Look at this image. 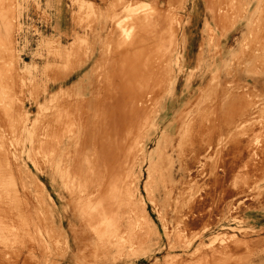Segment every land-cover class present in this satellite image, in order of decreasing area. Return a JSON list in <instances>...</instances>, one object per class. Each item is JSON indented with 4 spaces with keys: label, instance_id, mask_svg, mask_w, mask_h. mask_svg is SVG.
Segmentation results:
<instances>
[{
    "label": "rangeland",
    "instance_id": "rangeland-1",
    "mask_svg": "<svg viewBox=\"0 0 264 264\" xmlns=\"http://www.w3.org/2000/svg\"><path fill=\"white\" fill-rule=\"evenodd\" d=\"M185 28L190 42L194 37L196 47L203 45L200 65L179 64ZM141 32L143 54L132 55V63L145 68L161 61V79L145 73L128 78L125 60L110 57L134 45ZM153 35L158 39L148 42ZM171 60L176 63L167 65ZM244 68L264 78V0H0V208L13 210L10 226L0 223V250L29 254L37 231L53 255L68 251L61 231L75 245L68 231L75 224L71 200L77 197L83 206L79 196L92 193L95 201L83 208L98 215L112 196L101 195L111 189L95 184L108 170L100 159L106 148L112 150L110 166L113 150H122L119 195L128 196L113 202L112 215L100 217L130 230L124 239L114 238L122 246L110 254L99 243L88 247L86 264H264V85L236 78L233 71ZM83 75L96 88L92 96L73 87ZM116 83L132 88L119 90L125 101L112 114L130 120L136 104L143 110L136 125L133 118L111 130L99 92ZM147 86L143 100L133 95ZM234 92L244 104H219L221 94ZM229 109L234 113L219 123ZM191 110L196 115L186 118ZM248 112L253 121L240 120ZM191 126L205 133L200 144L206 152H195L196 160L185 156L187 143L179 138L180 129ZM245 126L259 129V137L244 136ZM230 136L240 138L234 146L254 150L250 157L236 160L228 149L218 150L232 142ZM256 157H263L258 174L250 170ZM33 200L36 212L23 230V212ZM192 241L196 256L181 258ZM56 262L52 257L42 264Z\"/></svg>",
    "mask_w": 264,
    "mask_h": 264
},
{
    "label": "bare ground",
    "instance_id": "bare-ground-1",
    "mask_svg": "<svg viewBox=\"0 0 264 264\" xmlns=\"http://www.w3.org/2000/svg\"><path fill=\"white\" fill-rule=\"evenodd\" d=\"M79 6L82 9L83 6H85V4H83V6L82 4H79ZM212 11H213V16L215 17V11L213 8H212ZM146 22L148 23V26L150 24H153L152 20L150 19L146 20ZM119 25H122V24L119 23ZM183 31L187 39H185V44H184L185 51L183 54V58L180 60L179 64L182 66L191 67L193 63L196 61V63L200 65L201 64L200 61L201 62L204 61L203 45L200 44V45H197L196 47L194 37L193 39H191V42L188 40V37H189L188 29L185 28V30L183 29ZM153 34H154V30H153ZM143 38H144L143 32L139 33L135 39L134 45L131 46L130 44L129 46H123L120 52L116 54H111L110 57L111 58L121 57L122 61L125 60L124 61L125 69L122 72L126 73L128 75V78L140 79L142 76H139V75L145 73L148 75V77L157 74L159 79H161L162 78L161 74L163 73V63L161 61H157V62L155 61V62L149 63L145 68H143L140 65L139 61L132 63V55L137 54V56H139L140 58L141 54H143V51H142L143 43H139L140 41H143ZM157 39H158L157 35L147 37L148 42H152ZM180 40H182V36ZM196 49H197V53H195ZM254 56H256V54H252L251 58H253ZM171 63L173 64L176 62L175 60H171V62L167 63V65L170 64L171 66ZM108 69L110 70V67ZM112 69H115V67H113ZM233 73L236 78L241 79V81H243L246 84H251L254 87H257V86L259 87V86L264 85V78L260 75L259 72L253 73L250 69L244 68V69H236L233 71ZM85 77L86 76L83 75L82 78L79 79L77 84L75 85L73 84V87L81 88L84 91L86 96L87 95L92 96L94 95L96 88L90 87L88 83L85 82ZM113 80L117 82L119 81L122 82L120 79L117 80L114 78ZM160 83L161 82H157L156 86H160L161 85ZM191 83H192V80L189 79L187 83V87L182 91V93L180 94V97H183L187 94L186 91L188 90L189 85ZM104 88L105 89L100 90L99 95L104 97V102H103L104 109H107L108 111V114L105 117V122H104L105 126L113 130L114 126L118 122L120 121L133 122V118H135V121L133 124H131V126L136 125L140 118L142 110H143L142 107H139V105L136 103H135L136 104L135 109L132 110L130 120L126 116H121L119 117L120 119H117V116H114L112 114V109L117 107L119 104H122V101H125L123 99V96L125 95V93H120L119 90H122V89L128 90V89H131L132 87L129 88L126 84L116 83L114 85L106 86ZM149 89L150 87L148 86L147 88H141L137 90L135 93H133V95L137 98L141 97L140 99L143 100L144 98L143 93H146ZM240 96H238L236 92L230 93L228 97L224 94H221L220 99H219V104H221L222 106V105L228 104L229 100H231L232 102H236L237 103L236 106L238 107V105L245 103V102L244 103L242 102L243 98H241ZM160 104L163 105L164 102L160 100ZM166 106H167V109L165 110V112H167L166 113V116H167L170 112V109L168 107L169 104H166ZM196 113L197 111L191 110L189 111L186 118L195 116ZM230 113L233 114L234 111L230 112V109H229L227 111V114L226 115L222 114V116L220 115L217 121L219 120V123L228 121L229 118L231 117ZM166 116H164V118L162 119V122L166 118ZM239 117H240V120H247L248 122H252L254 119V113L252 112L241 113ZM238 121L239 120L234 121L233 122L234 124L230 125L229 129L232 130L233 128H235ZM181 127H183V125ZM245 127H246L245 128L246 131L244 132V136L252 135L253 137H259V133H260L259 129L254 128V126L252 127L250 126L249 128H247L248 126H245ZM218 132L219 133L221 132V128H218ZM262 134L263 133H261V135ZM204 135H205L204 130L197 126L184 127L180 129L179 138L185 140V142L187 143L185 146L184 152H185V156L188 159L196 160L199 154L206 152L205 148L202 147L200 144V140L201 138L204 137ZM80 137L81 135H78L77 137L74 136L72 141L75 143V141H77L78 139L80 140ZM230 138L232 139V142L221 144V146L219 144L218 150L220 152H223V149H225V151H227L226 149H228L229 152L237 155V156L231 157L236 160L242 159L244 158V156H246L245 158H248L250 157L252 152H254V150L252 149L249 150V147L247 145L234 146L237 144V142H241V141H238V139L240 138L234 139L232 136H230ZM68 139L69 137L67 138V140ZM104 144L106 145V143ZM145 151L147 152V148H145ZM197 151L199 152L198 155L195 154V152ZM107 152H112V150L110 149L107 150L106 148H102L103 157H100V159L104 161V164H102L103 167L105 168L108 167V170H104V171L102 170L104 173H101L98 175L100 176L101 180H99L95 184H98V187L100 189H103V188L111 189L110 192L101 190L100 194L103 195L106 193H111L114 198H111L112 196L110 195L109 197L110 199L106 200L107 202H105L102 205L101 207L102 209L100 211V214L98 215L95 213H88L87 210L83 208V206L86 207L87 202L91 200L95 201L94 198L90 196L92 195V193L87 194L83 191V193L79 196L81 198L80 200L83 206L79 204V202L77 201V197L71 200L70 208L73 210V213H74L75 224H70L68 227V231L73 235L75 245L71 246L70 245L71 242H69V239L66 233L61 231L66 236L67 244H68V251L53 255V253H49L44 250L43 238L41 237L40 232L37 231L36 235L31 237L32 242L29 244L30 245L29 254H27V250L21 251L19 255L11 251L0 250V264H42V263H46L47 261H50V258L52 259V257H54V259L57 261L56 264L58 262L61 264H65L67 262H69V264H86L87 261L90 259L88 257L90 256V254L85 251L87 250L88 247L92 246L94 243H99L102 246L106 254H110L113 250H116L122 246V243H120V241L114 240V238L124 239L125 237L124 234L126 233V231H129L130 228L124 223L111 222L107 218L100 217L101 214H104V215L108 214V216L112 215L115 212L114 210L117 208V207H113L114 206L113 202L114 201L120 202V200H122V197L124 195L128 196V194H122L121 191L119 195L121 184H120V180L118 177V172H120L118 161L120 160V153L122 152V150L120 149L113 150L114 154H113L112 159H110V160L115 161V164L113 166H110V164H108L109 158H108ZM231 158L228 161V167L232 166ZM253 159L255 158L252 157L251 160ZM256 159L258 160V163L250 167L251 172H254V174H258L257 171L263 167V157H256ZM135 186L138 188V185H135ZM122 187L127 190L126 192H129L131 188V186L128 183H126ZM89 192H93V191L89 190ZM36 206H37V203L33 200L32 208H29L23 212L24 220L26 222L23 225V230L26 229L27 223L33 220L34 218L33 214L36 212ZM12 214H13V210L10 205L6 206L5 208L3 207L0 208V223L3 222L6 226H10ZM21 214L22 213L20 212V215ZM60 226L63 227V220H61ZM251 232L255 234H260V231H257L256 229H253ZM1 234H3V232H1ZM1 240L2 238L0 237V241ZM202 243H203V240L201 239L200 244ZM73 248H76V250H71ZM197 251H198V248L195 249L194 241H192L187 247V249L184 250V253H182L179 256L183 258V257H187L188 255L192 253L187 258L195 257L196 253L194 252H197ZM173 254L174 253L172 250H169L166 253L167 256H172ZM66 255L68 256L67 258L65 257ZM151 256H154V255H151ZM181 260H185V259H181Z\"/></svg>",
    "mask_w": 264,
    "mask_h": 264
},
{
    "label": "crops",
    "instance_id": "crops-1",
    "mask_svg": "<svg viewBox=\"0 0 264 264\" xmlns=\"http://www.w3.org/2000/svg\"><path fill=\"white\" fill-rule=\"evenodd\" d=\"M195 41H197V40H195Z\"/></svg>",
    "mask_w": 264,
    "mask_h": 264
}]
</instances>
